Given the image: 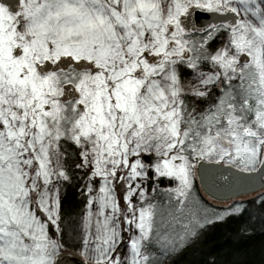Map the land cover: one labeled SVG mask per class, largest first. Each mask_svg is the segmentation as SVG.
Masks as SVG:
<instances>
[{
	"label": "snow or ice",
	"instance_id": "1",
	"mask_svg": "<svg viewBox=\"0 0 264 264\" xmlns=\"http://www.w3.org/2000/svg\"><path fill=\"white\" fill-rule=\"evenodd\" d=\"M229 220L264 235V0H0V264H177Z\"/></svg>",
	"mask_w": 264,
	"mask_h": 264
},
{
	"label": "trees",
	"instance_id": "2",
	"mask_svg": "<svg viewBox=\"0 0 264 264\" xmlns=\"http://www.w3.org/2000/svg\"><path fill=\"white\" fill-rule=\"evenodd\" d=\"M237 221L212 226L201 250H188L177 259V264H204L212 253L220 264L238 261L239 264H264V235L257 232L249 239L234 243L228 239L237 227Z\"/></svg>",
	"mask_w": 264,
	"mask_h": 264
},
{
	"label": "water",
	"instance_id": "3",
	"mask_svg": "<svg viewBox=\"0 0 264 264\" xmlns=\"http://www.w3.org/2000/svg\"><path fill=\"white\" fill-rule=\"evenodd\" d=\"M209 19H210V17H209V18H204V17H202V18H201V23H202V24H206V23L209 22ZM251 181H252L253 185L259 183V181L256 179V177H252V178H251ZM198 183H199V186H200V182H199V180H198ZM201 191H202L206 196H208V194L205 193L203 190H201ZM208 197H209V196H208ZM209 198H210V197H209ZM215 201H222V200H218V199H217V200H215ZM64 259H65V264H79V262H80V257L77 256V255H70V254H68V255H65Z\"/></svg>",
	"mask_w": 264,
	"mask_h": 264
},
{
	"label": "rangeland",
	"instance_id": "4",
	"mask_svg": "<svg viewBox=\"0 0 264 264\" xmlns=\"http://www.w3.org/2000/svg\"><path fill=\"white\" fill-rule=\"evenodd\" d=\"M197 187L199 188L198 181H197ZM201 195L204 197L205 200H208L210 203H217V204H222L223 203V201H215V200H212L211 198H209L208 196H206L202 191H201ZM69 251H72V250H69Z\"/></svg>",
	"mask_w": 264,
	"mask_h": 264
}]
</instances>
